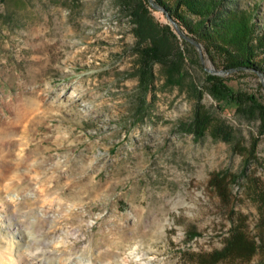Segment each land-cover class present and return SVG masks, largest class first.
I'll use <instances>...</instances> for the list:
<instances>
[{
    "label": "rangeland",
    "instance_id": "374dc122",
    "mask_svg": "<svg viewBox=\"0 0 264 264\" xmlns=\"http://www.w3.org/2000/svg\"><path fill=\"white\" fill-rule=\"evenodd\" d=\"M144 2L0 0V264H264V126L247 99L264 103V74L187 47ZM238 8L264 29V0ZM152 37L181 47L184 77L156 64L145 93L135 46ZM208 73L243 105L215 100ZM199 105L232 141L187 131ZM218 172L239 175L225 197ZM240 231L254 248L221 257Z\"/></svg>",
    "mask_w": 264,
    "mask_h": 264
},
{
    "label": "trees",
    "instance_id": "16d2710c",
    "mask_svg": "<svg viewBox=\"0 0 264 264\" xmlns=\"http://www.w3.org/2000/svg\"><path fill=\"white\" fill-rule=\"evenodd\" d=\"M138 1V2H135ZM154 7H162L164 14L173 19L182 32L203 44L208 52H218L224 54V68L228 71L238 69H248L264 74V56L259 59L261 53L264 54V29L259 27L256 14L248 10L238 8V0H153ZM124 4L135 9L138 8L149 11L144 0H124ZM134 15L140 16L138 11ZM174 37L173 29L170 25L163 26ZM152 41L147 44L140 43L135 46L136 72L139 86L145 93L152 90L156 79L154 66L167 65V76L176 81L184 77L181 65L186 56L180 46L166 50L152 37ZM187 47L192 46V42H185ZM176 55L175 59L168 64V60ZM208 85L206 91L217 101L224 102L231 108H239L244 103V95L236 92L229 85L228 79L216 74H207ZM202 98V97H201ZM251 102L250 107L259 114L264 126V103H261L254 95H247ZM187 131L194 134L196 138H202L209 129H212L216 137L224 141H232L234 128L224 121L215 120L213 115L204 107L197 106L192 120L187 125ZM239 175L229 176L227 173H215L211 177L210 183L218 190L222 197L227 196V189L231 182L236 181ZM261 198L264 199V188ZM254 248L249 244L247 236L243 232L233 234L227 242L225 253L228 254L249 252ZM254 251V250H253Z\"/></svg>",
    "mask_w": 264,
    "mask_h": 264
},
{
    "label": "water",
    "instance_id": "95a60500",
    "mask_svg": "<svg viewBox=\"0 0 264 264\" xmlns=\"http://www.w3.org/2000/svg\"><path fill=\"white\" fill-rule=\"evenodd\" d=\"M151 1V4L152 5H154V2H153V0H150ZM158 9H160V10H162L163 11V8L162 7H159V6H156ZM168 18L174 23V25H175V28L185 37V38H187L189 41H191L192 43H194V44H196L197 46H199L200 44L196 41V40H194V39H192V38H190V37H188V36H186L183 32H182V30L179 28V26L177 25V23L173 20V19H171L169 16H168ZM258 73H260V74H263V73H261V72H259L258 71Z\"/></svg>",
    "mask_w": 264,
    "mask_h": 264
}]
</instances>
